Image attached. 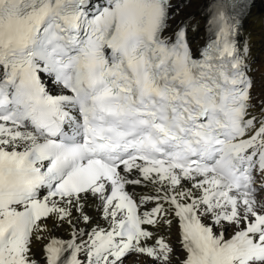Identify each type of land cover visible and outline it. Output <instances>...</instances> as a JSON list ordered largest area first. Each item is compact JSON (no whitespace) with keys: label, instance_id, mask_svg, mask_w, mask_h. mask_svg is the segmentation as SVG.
<instances>
[{"label":"snow or ice","instance_id":"6c2138e0","mask_svg":"<svg viewBox=\"0 0 264 264\" xmlns=\"http://www.w3.org/2000/svg\"><path fill=\"white\" fill-rule=\"evenodd\" d=\"M0 264H264V0H0Z\"/></svg>","mask_w":264,"mask_h":264},{"label":"bare ground","instance_id":"6f19581e","mask_svg":"<svg viewBox=\"0 0 264 264\" xmlns=\"http://www.w3.org/2000/svg\"><path fill=\"white\" fill-rule=\"evenodd\" d=\"M190 11L195 12L196 9L193 8V9H190ZM203 11H204L205 13H208V12H209V9L206 8V9H204ZM195 20H196V22H198L199 25H200V33H199L198 41H197V42H200V38L203 37L204 29H205V20H204V16L201 15V14H197L196 17H195Z\"/></svg>","mask_w":264,"mask_h":264}]
</instances>
